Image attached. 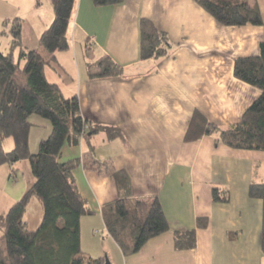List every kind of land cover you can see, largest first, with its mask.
Here are the masks:
<instances>
[{
	"label": "crops",
	"instance_id": "crops-1",
	"mask_svg": "<svg viewBox=\"0 0 264 264\" xmlns=\"http://www.w3.org/2000/svg\"><path fill=\"white\" fill-rule=\"evenodd\" d=\"M256 4L262 26L225 27L192 0H124L107 7L76 0L70 49L57 55L47 78L67 98H78L84 118L123 134L109 141L100 133L65 146L60 156L61 163L80 161L73 175L93 212L81 221L83 252L93 258L107 254L111 264H264L263 201L249 196L251 185L264 183V152L229 148L218 134L185 141L195 112L227 129L260 97L261 91L235 77L236 60L258 56L264 45V0ZM54 16L51 0H0V30L8 32L11 21L21 19L28 50L38 49ZM143 19L168 36L166 56L141 60ZM107 57L123 74L93 78L88 65ZM38 123L45 134L35 142L31 136L33 153L50 134L49 125ZM113 171L128 174L133 199L157 197L170 224L167 233L128 257L102 216L103 207L120 195ZM0 176L6 181L17 174L5 166ZM215 189L226 202L213 200ZM200 219L207 220L205 228H197ZM193 229L196 247L177 250L175 232Z\"/></svg>",
	"mask_w": 264,
	"mask_h": 264
},
{
	"label": "trees",
	"instance_id": "trees-1",
	"mask_svg": "<svg viewBox=\"0 0 264 264\" xmlns=\"http://www.w3.org/2000/svg\"><path fill=\"white\" fill-rule=\"evenodd\" d=\"M225 27L262 26L256 0H192ZM52 24L41 34L39 47L28 50L22 41V20L11 21V47L0 49V167L29 160L34 177L32 186L21 200L5 214H0V264H105V254L93 258L82 250L81 221L93 215L77 187L74 170L79 160L60 162L63 148L77 146L83 139L105 133L109 141L123 138L115 126L92 122L83 117L78 98H67L61 87L49 81L47 69L57 55L70 49L69 29L76 0H51ZM98 7L116 6L124 0H93ZM141 60L166 56L170 43L166 33L152 21L140 24ZM93 48L86 44L87 58ZM93 78L119 77L123 68L111 58L96 65L89 64ZM99 72L92 74L94 69ZM235 77L261 91L260 97L245 112L241 121L227 129L219 128L201 113L195 112L186 133V142L205 136L219 135V141L235 150L264 152V45L256 57L240 58L235 63ZM47 122L50 134L39 142L37 152L30 145L31 133L38 126L32 117ZM12 138L14 148L4 150V142ZM94 150V149H93ZM119 197L102 209L105 228L125 257L139 253L147 242L170 230L160 200L133 199L132 184L127 173L113 171ZM252 199L263 201L262 251L264 253V183L253 184ZM37 200L43 210L40 225L31 229L25 220L27 207ZM215 202H226L219 189L213 192ZM200 219L197 228L207 226ZM175 248L192 250L197 245L196 229L174 235Z\"/></svg>",
	"mask_w": 264,
	"mask_h": 264
},
{
	"label": "rangeland",
	"instance_id": "rangeland-1",
	"mask_svg": "<svg viewBox=\"0 0 264 264\" xmlns=\"http://www.w3.org/2000/svg\"><path fill=\"white\" fill-rule=\"evenodd\" d=\"M8 33L9 30L8 32H4L3 29L0 30V49L4 53H7L11 47V41L8 44V39L11 37V35L9 36L10 33ZM39 121L43 122V120H41L39 117L34 116L31 118V122H34V124L36 125L40 124L38 123ZM44 123L47 124V122ZM44 134L45 131H43V128L34 127L31 135L32 142L39 141L40 139L38 140V138H40V136H43ZM3 147L6 151L12 150L14 148V140L12 138L7 139L4 142ZM36 152L37 149L35 153ZM4 167H0V173L3 171ZM10 167L17 174V176L7 178L6 181H4L3 177L0 176V214L7 213L16 202L22 199L27 190H25L27 185V188L29 189L33 184L32 180L34 179V177L31 172L29 160L16 163ZM16 184L17 186H15ZM41 208L42 207L37 200H32L27 207L25 220L28 222V225L31 229L37 228L42 222L43 210ZM99 236H101V233Z\"/></svg>",
	"mask_w": 264,
	"mask_h": 264
},
{
	"label": "water",
	"instance_id": "water-1",
	"mask_svg": "<svg viewBox=\"0 0 264 264\" xmlns=\"http://www.w3.org/2000/svg\"><path fill=\"white\" fill-rule=\"evenodd\" d=\"M105 264H111L109 259H106V263Z\"/></svg>",
	"mask_w": 264,
	"mask_h": 264
}]
</instances>
